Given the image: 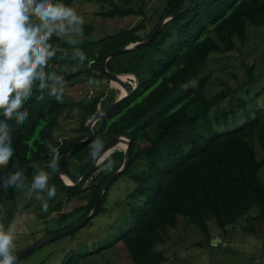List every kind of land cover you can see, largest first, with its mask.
I'll use <instances>...</instances> for the list:
<instances>
[{
    "label": "trees",
    "instance_id": "obj_1",
    "mask_svg": "<svg viewBox=\"0 0 264 264\" xmlns=\"http://www.w3.org/2000/svg\"><path fill=\"white\" fill-rule=\"evenodd\" d=\"M77 1L80 0H65V3L73 7ZM87 1L99 3L97 15L102 18L137 15L141 19L129 28L99 39L90 38L93 26L85 23L80 47L92 63L75 71L61 68L75 62L61 55L65 49L70 51L69 46L52 38L59 46L52 66L64 74L65 92L58 103L46 92L43 99L35 100L39 93L34 88L33 98H28L25 105L28 119L20 122L13 118L16 150L10 160L0 163V215L7 218L17 211L20 188H30L35 171L31 163L44 167L48 160L43 141L53 143L59 152L57 173L49 179V184L56 187V195L89 192L86 204L61 213L58 222L79 215L71 226L90 212L100 185L121 166L124 151L121 148L111 151L110 169L95 170L77 186L65 185L59 176L61 156L69 145L85 138V124L104 96V89L90 97L88 93L80 97L68 91L89 75L96 81L106 79L101 63L107 52L144 39L165 15L183 9L186 3V0H165L157 22L147 30L150 18L145 11L146 0H137L136 8L131 0ZM257 27L264 28V0H191L185 10L162 25L149 43L107 60L108 71L133 74L137 85L93 125V137L69 153L68 172L73 178L83 173L91 161L88 153L93 140L100 138L105 142L113 135H124L130 141V156L129 165L121 175H127L135 187L126 195L128 213L123 214L124 219L111 240L94 247L95 250L68 251L62 264H79L83 258L118 242L133 264H160L165 257L157 247L164 242L168 228L176 226L178 214L196 225L205 241L211 239L207 214L212 215L222 232L240 218L264 221V183L259 177L264 156H257L255 146L258 143L264 152V107H249L254 100L249 87L264 77V68L256 75L245 66L247 78L240 86H246L243 90L247 98L235 95L241 88L226 87L211 92L213 70L207 68L213 54L235 50L238 41L246 43L249 29ZM115 91L116 88L111 93L108 91L100 102L101 107L115 99ZM64 110H75L80 115L79 131L71 139L59 141L54 134ZM15 168L24 171L25 181L20 188L2 183L4 173ZM109 187L103 193L96 215L103 212ZM59 206L60 202L49 206L48 212ZM253 207L258 213L247 217L245 214Z\"/></svg>",
    "mask_w": 264,
    "mask_h": 264
},
{
    "label": "rangeland",
    "instance_id": "obj_2",
    "mask_svg": "<svg viewBox=\"0 0 264 264\" xmlns=\"http://www.w3.org/2000/svg\"><path fill=\"white\" fill-rule=\"evenodd\" d=\"M131 1L136 8L138 1ZM164 4L165 0H146L145 11L150 18L147 30H150L157 22ZM73 7L84 18L85 23L93 26L90 37L92 39H99L105 34L114 33L122 28H129L141 19L137 15L113 19L102 18L97 15L99 3L96 1L80 0L75 2ZM249 31L246 43L238 41L235 50L227 54H213L210 57L207 68L213 70L211 92L226 87L233 90L241 88L242 90H237L235 95L247 98L248 95L243 90L246 86H240L241 82L247 78L245 66L250 67L252 73L256 75L259 70L264 68V28H250ZM86 66H81L78 69H83ZM61 68L71 71L73 65H62ZM125 76L123 75L122 78L124 79ZM112 83L114 84V82ZM115 86L108 85L106 79L98 80L92 86L83 81L72 86L68 92L80 97L89 92L93 96L101 94L102 89H104V94L108 91L111 93ZM119 88L115 91L117 92L116 97L120 94L121 88ZM249 88L250 95L254 99L252 103H249V107H264V77H260ZM79 116L75 110H64L58 119L55 139L60 141L76 136L79 131ZM38 130L39 127L37 132ZM255 146L257 156L263 157L264 152L258 143ZM67 163H69L68 160ZM259 177L264 183V166L259 171ZM87 183L88 181L84 183V186ZM134 187V182L127 175H120L110 184L102 213L98 215L95 213L86 224L73 232L31 250L26 256L18 259L15 264H62V258L68 251L95 250L94 247L111 240L122 217L124 219L128 213L125 205L126 195ZM88 193L84 190L76 196L56 195L48 201V209L49 206H53L57 202H60L59 208L54 211L48 212L47 209L46 212H42L37 192L30 188H20L17 211L10 218L3 214L0 215V226L7 227L9 224L13 226L15 232L14 251L19 252L35 244L46 236L47 232L51 234L67 228L79 215L60 223L58 222L59 215L86 204ZM39 195L44 196V193ZM37 213L42 214V217L37 216ZM257 213V208L253 207L245 215L254 217ZM206 222L211 237L210 241H205L197 226L189 222L182 214H178L176 226L168 228L164 242L157 247L158 250H163L165 257L160 264H264V221H248L246 218H240L233 226L226 228L227 239L225 240L221 238L223 232L217 227L211 214H207ZM213 240L216 242L213 243ZM78 245L80 246L78 247ZM79 264L133 263L127 256L122 243L118 242L113 247L98 252L96 255L83 258Z\"/></svg>",
    "mask_w": 264,
    "mask_h": 264
},
{
    "label": "clouds",
    "instance_id": "obj_3",
    "mask_svg": "<svg viewBox=\"0 0 264 264\" xmlns=\"http://www.w3.org/2000/svg\"><path fill=\"white\" fill-rule=\"evenodd\" d=\"M84 24V18L65 0H0V163L10 160L16 150L14 122L28 119L29 110L25 105L28 98H33L34 88L39 93L35 100L43 99L45 92L58 103L63 99L65 78L52 66L59 47L52 38L69 46L70 51L65 49L61 55L75 62L74 71L92 63L80 47ZM106 80L110 85V79ZM85 82L89 86L97 83L92 75L87 76ZM110 86L115 85L112 83ZM43 143L48 160L44 167L31 163L35 171L31 176L30 189L37 192L40 210L46 212L48 201L56 195V187L49 184V179L51 174L57 173L59 152L53 143ZM88 155L101 170L111 168V152L105 150L102 139L92 141ZM24 181L23 169L15 168L4 173L2 183L20 188ZM14 240L13 226H0V264H15Z\"/></svg>",
    "mask_w": 264,
    "mask_h": 264
},
{
    "label": "water",
    "instance_id": "obj_4",
    "mask_svg": "<svg viewBox=\"0 0 264 264\" xmlns=\"http://www.w3.org/2000/svg\"><path fill=\"white\" fill-rule=\"evenodd\" d=\"M191 0H186L185 6L183 9L175 11L171 14L165 15L160 22L158 23V25L142 40L140 41H136L133 43H129L126 46L117 49V50H112L109 51L105 54V56L103 57L102 63H101V71L103 72L104 76L107 79L113 80V81H117L118 83L121 84V86L124 87L125 89V94L120 93L112 102H110L109 104H106L102 107L99 108H95L94 109V113L92 114V116L90 117V119L86 122L85 124V129L87 130V135L85 136V138L80 139L78 141L73 142L71 145H69L63 152L62 156H61V160H60V167H59V176L62 178V180L64 181L66 186L69 187H74L77 186L81 183H83L85 180H87L89 177H91V175L96 171H99L100 168L97 169V165H95L92 160L90 161V163L87 165V167L85 168V170L83 171V173L78 177V178H73L72 176H70L69 172H68V167H67V156L69 155V153L73 150L74 147L81 145L83 143H85L86 141L90 140L93 137V125L106 113H108L109 111H111L112 109H114L118 104H120L132 91L133 89L130 88V86L127 84V82L121 78V75H126V74H116L114 72H110L108 71V69L106 68V62L109 58H111L114 55L117 54H121V53H125L127 51H132V50H136L141 48L142 46H144L145 44L149 43L151 41V39L154 37V35L159 31V29L162 27V25L164 23H166L168 20H170L173 17L178 16L183 10H185L189 5H190ZM106 94V93H105ZM104 97V96H103ZM102 97V98H103ZM101 98V99H102ZM123 142L125 145L124 146H119L121 143ZM129 145H130V141L129 139L124 136V135H113L111 137H109L105 142H104V148L107 151H112L118 147H121L124 151V157H123V162L121 164V166L115 170L114 172H112L104 181L103 183L100 185L99 187V191L98 194L95 198V202L90 210V212L80 221L76 222L75 224L64 228L62 230H59L57 232H53L51 234H47L46 236L42 237L40 240H38V242H36L35 244L28 246L27 248H25L24 250H21L19 252H16V261L24 256H26L31 250L38 248L39 246H41L42 244L46 243V242H50L52 240H55L56 238L65 236L66 234H69L71 232H73L74 230L82 227L84 224H86L91 218L92 216L96 213V210L100 204V201L102 199L103 193L104 191L107 189V187L114 181L116 180L128 167L129 165ZM67 180H66V179ZM69 182V183H68ZM214 243V242H213Z\"/></svg>",
    "mask_w": 264,
    "mask_h": 264
},
{
    "label": "built area",
    "instance_id": "obj_5",
    "mask_svg": "<svg viewBox=\"0 0 264 264\" xmlns=\"http://www.w3.org/2000/svg\"><path fill=\"white\" fill-rule=\"evenodd\" d=\"M124 79H125V81L128 83V85H129L132 89H134V88L136 87V85H137V79H136L135 76H133V75H126V76L124 77ZM109 84L112 85V81H111V80L109 81ZM87 95H88V97H90V96H91V93L88 92ZM99 106H100V102H98V104L96 105V108H98ZM221 238H223V239L225 240V239L227 238V237H226V234H225V233L222 234ZM223 245H225L224 242H223Z\"/></svg>",
    "mask_w": 264,
    "mask_h": 264
},
{
    "label": "bare ground",
    "instance_id": "obj_6",
    "mask_svg": "<svg viewBox=\"0 0 264 264\" xmlns=\"http://www.w3.org/2000/svg\"><path fill=\"white\" fill-rule=\"evenodd\" d=\"M122 76H123V75H121V78H122ZM113 82H114V81H113ZM114 84H115L116 86H119V87L121 88V93H122V94H125V89H124L123 86H121L120 83H118L117 81H115ZM119 144H120V146H124L123 142H121V143H119ZM65 179H66V178H65ZM66 180H67V179H66ZM68 183H69V182H68Z\"/></svg>",
    "mask_w": 264,
    "mask_h": 264
},
{
    "label": "crops",
    "instance_id": "obj_7",
    "mask_svg": "<svg viewBox=\"0 0 264 264\" xmlns=\"http://www.w3.org/2000/svg\"><path fill=\"white\" fill-rule=\"evenodd\" d=\"M213 242H216L215 240H213Z\"/></svg>",
    "mask_w": 264,
    "mask_h": 264
}]
</instances>
